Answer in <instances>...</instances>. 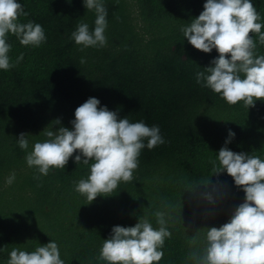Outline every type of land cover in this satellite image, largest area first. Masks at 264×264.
<instances>
[{
	"label": "trees",
	"instance_id": "16d2710c",
	"mask_svg": "<svg viewBox=\"0 0 264 264\" xmlns=\"http://www.w3.org/2000/svg\"><path fill=\"white\" fill-rule=\"evenodd\" d=\"M17 2L27 13L18 22L40 24L46 40L23 46L8 34L14 67L0 69V264H8L13 248L31 252L51 241L64 264H106L98 257L112 228L134 226L139 217L158 228L156 211L166 212L171 232L158 264H192L189 253L203 248L206 228L228 222L245 199L226 172L213 174L219 150L264 159V100L248 109L243 101L230 105L196 82V73L218 53L192 47L181 28L198 17L206 0H103L107 43L87 48L71 39L79 23L95 27V10L83 0ZM251 2L264 24V0ZM252 37L255 54L264 55V45ZM89 98L118 119L158 125L165 140L141 151L131 182L121 181L90 203L75 191L92 163L76 164L78 151L64 169L46 176L25 160L34 143L46 139L44 128L71 130L75 109ZM229 131L235 135L225 144ZM21 133H27L26 150L17 142ZM193 236L196 245L189 243Z\"/></svg>",
	"mask_w": 264,
	"mask_h": 264
},
{
	"label": "clouds",
	"instance_id": "9594fccd",
	"mask_svg": "<svg viewBox=\"0 0 264 264\" xmlns=\"http://www.w3.org/2000/svg\"><path fill=\"white\" fill-rule=\"evenodd\" d=\"M88 10H95V27L89 31L86 23H79L71 39L84 48L105 46L107 11L103 0H83ZM27 13L17 0H0V69L14 67L10 63L7 35L16 36L23 46L38 47L45 42L43 27L31 21L19 23ZM251 0H206L203 11L191 23L181 28L183 37L195 49L210 53L215 49L218 58L211 66L196 73V82L220 94L228 104L243 101L247 109L256 100H264V55H256L252 34L264 45V24ZM230 57V58H227ZM23 54L17 57V62ZM84 61L81 60V63ZM96 98H89L75 109L72 129L59 126L44 128L43 142L34 143L25 156L29 167L48 175L52 168L66 166L74 152L76 164L89 165L86 179L75 182V191L87 197L88 203L98 195L113 193L121 181L131 182L138 167V157L146 147L151 150L165 143L158 125L148 126L143 121L118 119L117 113L98 107ZM60 125V120L54 121ZM235 133L229 131L230 142ZM27 133L17 139L21 149H28ZM146 141V143H145ZM83 156V160L81 159ZM218 166L213 174L226 172L234 184L245 193L228 222L220 227L206 228L202 249L189 253L192 264H264V159L257 155L236 153L226 146L217 154ZM216 165V161L212 162ZM39 179V177H36ZM14 176L9 177L11 183ZM208 180L197 184L207 185ZM190 189V190H191ZM210 202L212 198L206 197ZM171 207V206H169ZM158 228L147 217H139L131 227L114 226L109 238L103 240L98 259L106 264H158L163 258L162 248L171 236L167 228L166 212L154 213ZM197 244V237L189 241ZM8 264H64L55 241L28 252L13 248Z\"/></svg>",
	"mask_w": 264,
	"mask_h": 264
}]
</instances>
